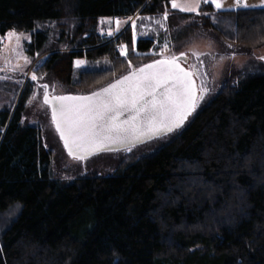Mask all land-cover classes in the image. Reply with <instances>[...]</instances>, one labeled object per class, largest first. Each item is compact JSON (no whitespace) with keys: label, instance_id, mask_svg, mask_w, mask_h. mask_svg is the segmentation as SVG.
I'll use <instances>...</instances> for the list:
<instances>
[{"label":"trees","instance_id":"trees-1","mask_svg":"<svg viewBox=\"0 0 264 264\" xmlns=\"http://www.w3.org/2000/svg\"><path fill=\"white\" fill-rule=\"evenodd\" d=\"M200 10L181 13L171 0H0V36L31 33L34 56L55 24L37 73L87 93L155 51L165 32L127 29L108 42L101 19L167 11L171 40L206 30L223 53L264 46V8ZM13 87L0 83L3 93ZM32 92L26 85L13 110L0 109V264H264V72L228 83L149 156L69 182L53 177L40 129L23 121Z\"/></svg>","mask_w":264,"mask_h":264},{"label":"snow or ice","instance_id":"snow-or-ice-1","mask_svg":"<svg viewBox=\"0 0 264 264\" xmlns=\"http://www.w3.org/2000/svg\"><path fill=\"white\" fill-rule=\"evenodd\" d=\"M201 3H210L217 11L223 8V0H171V7L181 13L200 15ZM235 3L237 8L248 7L246 0H235ZM167 20L168 12L165 11L162 20L155 23L167 31L164 23ZM101 22L111 24L112 21ZM120 23L116 20V32L120 31ZM132 27L135 31V22ZM107 34L113 36L111 28ZM13 39L16 41L14 55L18 59L23 57L27 63L22 41L30 43V37L15 29L0 36V50L5 41L10 44ZM135 39L134 35L133 42ZM169 43L162 45L159 53H152L160 55L161 59L137 68H132L129 63L131 71L127 75L90 95H52L50 98L49 85H42L44 103L51 108L52 124L69 156L83 161L113 149L131 151L149 138H162L183 126L209 89L202 78L204 73L198 70L197 65H190L188 69L181 67L182 60L186 59L185 53L165 55L171 52ZM120 54L127 55L126 46H120ZM191 54L198 61L201 55H207L195 51ZM9 64V61H4L0 71ZM84 64L85 61H75L78 68ZM16 67L13 66V70ZM31 79H38L35 72ZM196 80L200 83L197 84Z\"/></svg>","mask_w":264,"mask_h":264},{"label":"rangeland","instance_id":"rangeland-1","mask_svg":"<svg viewBox=\"0 0 264 264\" xmlns=\"http://www.w3.org/2000/svg\"><path fill=\"white\" fill-rule=\"evenodd\" d=\"M248 4L247 8H237L235 0H223V8L220 10H233L238 9H259L264 8V0H246ZM204 3H201V7ZM210 4V3H209ZM215 9V7L213 6ZM201 9V8H200ZM199 9V11H201ZM177 10V9H175ZM216 10V9H215ZM217 11V10H216ZM111 20V24L102 23L101 21ZM116 20H119L120 31L116 32ZM156 20H162L160 18L155 20H150L147 17L141 19L140 15L137 14L132 16V18H108L101 19L98 22V33L105 41L116 40L123 32L127 29H131L133 34L136 36H142L143 38L148 36V34H160L164 32V28H161L159 24L155 23ZM135 22L136 28L133 30L132 24ZM166 27L167 23L164 22ZM190 22L186 21L181 23L176 30L178 33L185 34L184 30H180L184 27H188ZM47 28H50L51 42L49 43L48 50L42 51L34 56H29L27 52L28 42L23 40V47L26 49L24 56L28 58L26 63L24 58H17L13 49L15 48V39L9 44L5 41V46L0 50V66H3L4 61H9L10 64L3 71H0V83H11L14 87L11 92V88L7 89L3 93L0 90V109L9 108L13 110L19 103V98L21 92L25 89V86L30 84L33 87V92L30 96V100L25 106L24 120L29 125H36L40 129L41 141L44 144L46 150L50 151L52 158V175L54 178L62 179L65 182L74 181L80 176H103L110 175L115 172V169L122 163L128 160H133L137 158L147 157L149 154L155 152L163 143L171 140V137L176 135L181 129H177L166 136L158 139H151L150 141L138 144L133 147L131 151L127 150H114L112 152H102L98 155L91 156L83 161L74 160L71 156L67 155L64 145L61 143L58 132L54 129V125L51 120V110L44 103L43 93L44 88L42 85H49L48 92L52 95H86L92 92H85L79 88H71L66 85H62L51 77H44L37 73L43 62L52 54L51 49L55 47L57 40V35L59 30L56 28L55 24H50ZM111 28L113 31V36H108V30ZM188 30V29H187ZM163 31V32H162ZM103 33V34H102ZM26 37H30L31 33L24 34ZM162 42L158 45L155 51H151L143 56L138 54L136 62L132 65V68H137L143 66L145 63H152L156 59L159 60L162 57L160 55H152V53H159L161 46L166 42L169 43L171 52L165 55H171L175 53L179 55L181 52L186 54V60L181 62L185 69H188L190 65H197L198 70L204 73L203 79L205 81V86L209 89L207 95L204 96L203 100L199 102L200 108L206 101L211 99L217 92L222 88L227 86L229 83L231 86H237L240 81L250 77V75L261 74L264 72V63L261 58L264 56V46L260 49L253 50L250 55L240 52L238 47L231 46L228 48L226 53H223L220 49V44L215 41L213 33L210 31L202 30L197 32H187L185 37L182 39L171 40V33L167 34L165 31L163 34ZM174 38V37H173ZM120 49V46H119ZM195 51L198 53H207V55H201L198 61L191 53ZM137 55V54H136ZM201 61L203 63H201ZM13 66H17L13 70ZM131 71L129 67L123 70L122 76L128 74ZM37 75L38 79L33 81L31 79L33 73ZM115 76V75H114ZM121 75L113 77V80L121 78ZM200 83V80H196ZM9 93V94H8ZM196 109V110H197ZM196 112V111H195ZM194 112V113H195ZM194 116V115H193ZM7 220L10 219L9 216H5ZM4 219V220H6Z\"/></svg>","mask_w":264,"mask_h":264},{"label":"water","instance_id":"water-1","mask_svg":"<svg viewBox=\"0 0 264 264\" xmlns=\"http://www.w3.org/2000/svg\"><path fill=\"white\" fill-rule=\"evenodd\" d=\"M262 58H264V56L262 57ZM261 58V61H263L264 62V59H262ZM186 59H183L182 61H185ZM141 67V66H140ZM181 67H183L182 65H181ZM184 68V67H183ZM125 75H127V74H125ZM124 76V75H123ZM119 79V78H118ZM115 80H117V79H115ZM115 80H113L111 83H113ZM196 83H197V81H196ZM197 84H199V83H197ZM108 86V85H107ZM106 87V86H105ZM104 88V87H103ZM102 89V88H101ZM91 93H88V94H86V95H90ZM71 96H75V95H71ZM50 98H51V95H50ZM48 106V105H47ZM198 106H199V103H198ZM197 106V107H198ZM49 107V106H48ZM197 107H196V109H197ZM49 109L51 110V108L49 107ZM196 109H195V111H196ZM194 111V112H195ZM194 112H192V114L190 115V116H188V118H187V120L184 122V124L193 116V114H194ZM183 124V125H184ZM183 128V126L181 127V128H179V129H182ZM54 129H55V126H54ZM177 130V129H176ZM58 135H59V133H58ZM59 138H60V136H59ZM61 140V139H60ZM151 140V138H149L146 142H148V141H150ZM146 142H143V143H146ZM61 143L63 144V141L61 140ZM143 143H140V144H143ZM137 146V145H136ZM65 149V148H64ZM114 150H116V149H113V150H111V151H105V152H112V151H114ZM120 150H125V149H123V148H121ZM65 151H66V153H67V155H68V152H67V150L65 149ZM116 151H118V150H116ZM100 153H102V152H100ZM99 153V154H100ZM96 155H98V154H96ZM92 156H94V155H92ZM90 158H91V156H90Z\"/></svg>","mask_w":264,"mask_h":264},{"label":"bare ground","instance_id":"bare-ground-1","mask_svg":"<svg viewBox=\"0 0 264 264\" xmlns=\"http://www.w3.org/2000/svg\"><path fill=\"white\" fill-rule=\"evenodd\" d=\"M157 60V59H156ZM122 76V75H121Z\"/></svg>","mask_w":264,"mask_h":264}]
</instances>
